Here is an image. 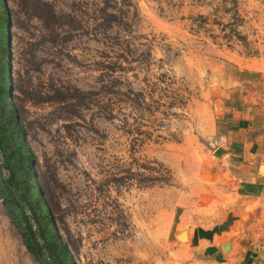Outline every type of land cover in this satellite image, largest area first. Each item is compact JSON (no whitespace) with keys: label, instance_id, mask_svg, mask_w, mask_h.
Wrapping results in <instances>:
<instances>
[{"label":"rangeland","instance_id":"374dc122","mask_svg":"<svg viewBox=\"0 0 264 264\" xmlns=\"http://www.w3.org/2000/svg\"><path fill=\"white\" fill-rule=\"evenodd\" d=\"M5 3L10 90L71 263L213 264L188 232L242 149L221 138L226 101L264 88V0ZM10 174L0 150V264H44L4 205Z\"/></svg>","mask_w":264,"mask_h":264},{"label":"crops","instance_id":"0c3cea01","mask_svg":"<svg viewBox=\"0 0 264 264\" xmlns=\"http://www.w3.org/2000/svg\"><path fill=\"white\" fill-rule=\"evenodd\" d=\"M249 93L258 98L256 103L245 101ZM223 109L221 138L242 149L227 158L235 169L222 172L226 185L221 181L207 188L218 193L209 207L217 210L210 215L215 220L191 229L188 241L213 264H264V88L241 91ZM226 238L232 239L235 250L232 246L223 251L220 243Z\"/></svg>","mask_w":264,"mask_h":264},{"label":"trees","instance_id":"16d2710c","mask_svg":"<svg viewBox=\"0 0 264 264\" xmlns=\"http://www.w3.org/2000/svg\"><path fill=\"white\" fill-rule=\"evenodd\" d=\"M47 19L59 21L62 16H57L49 4ZM11 17L6 8L5 0H0V150L3 153L4 163L10 171V182L5 180L6 192L2 194L5 207L14 214V217L23 224L22 235L31 253L43 261L44 264H72L69 249L56 230L53 222V213L60 209L59 202L55 199L53 180L48 172L40 176L37 162L33 152L26 144L25 133L21 127L19 113L11 93V76L9 74L10 47L9 24ZM64 19L60 24H64ZM107 68L109 66H106ZM85 95V91H80ZM64 101V100H63ZM7 120L5 125L3 122ZM9 126V127H8ZM20 196V197H19ZM26 207L31 211L39 225L40 235L36 233ZM50 219L54 228H43L42 220ZM50 227V226H49ZM40 236L43 238L45 248L42 246ZM46 249V250H45Z\"/></svg>","mask_w":264,"mask_h":264},{"label":"water","instance_id":"95a60500","mask_svg":"<svg viewBox=\"0 0 264 264\" xmlns=\"http://www.w3.org/2000/svg\"><path fill=\"white\" fill-rule=\"evenodd\" d=\"M220 153H221V150H218V151H217V155L220 154ZM6 168H7V167H6ZM8 182L11 184L10 179H8ZM11 186H12V184H11ZM30 218L33 219V216L30 215ZM42 246L45 248V244H44V243H42ZM45 250H46V249H45ZM53 264H56V263L54 262Z\"/></svg>","mask_w":264,"mask_h":264}]
</instances>
